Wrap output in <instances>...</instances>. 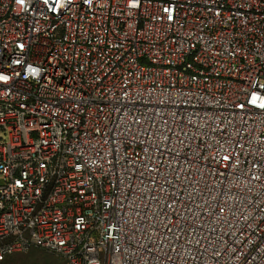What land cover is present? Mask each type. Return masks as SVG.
Returning a JSON list of instances; mask_svg holds the SVG:
<instances>
[{
  "label": "built area",
  "instance_id": "obj_1",
  "mask_svg": "<svg viewBox=\"0 0 264 264\" xmlns=\"http://www.w3.org/2000/svg\"><path fill=\"white\" fill-rule=\"evenodd\" d=\"M264 264V0H0V262Z\"/></svg>",
  "mask_w": 264,
  "mask_h": 264
},
{
  "label": "rangeland",
  "instance_id": "obj_2",
  "mask_svg": "<svg viewBox=\"0 0 264 264\" xmlns=\"http://www.w3.org/2000/svg\"><path fill=\"white\" fill-rule=\"evenodd\" d=\"M15 258L5 264H66V262L54 254L34 248L27 253L13 255ZM0 264H3L1 262Z\"/></svg>",
  "mask_w": 264,
  "mask_h": 264
},
{
  "label": "trees",
  "instance_id": "obj_3",
  "mask_svg": "<svg viewBox=\"0 0 264 264\" xmlns=\"http://www.w3.org/2000/svg\"><path fill=\"white\" fill-rule=\"evenodd\" d=\"M14 255H16V254H14ZM13 258H15V256H13V255H11V256H9V257H7L4 261H2L3 262V264H5L6 263V260H7V262L8 261H10L11 259H13ZM1 263V262H0Z\"/></svg>",
  "mask_w": 264,
  "mask_h": 264
}]
</instances>
